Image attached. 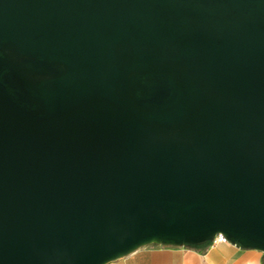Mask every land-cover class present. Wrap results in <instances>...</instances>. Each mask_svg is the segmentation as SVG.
Instances as JSON below:
<instances>
[{"label":"water","instance_id":"1","mask_svg":"<svg viewBox=\"0 0 264 264\" xmlns=\"http://www.w3.org/2000/svg\"><path fill=\"white\" fill-rule=\"evenodd\" d=\"M218 233L264 251V0H0V264Z\"/></svg>","mask_w":264,"mask_h":264},{"label":"crops","instance_id":"2","mask_svg":"<svg viewBox=\"0 0 264 264\" xmlns=\"http://www.w3.org/2000/svg\"><path fill=\"white\" fill-rule=\"evenodd\" d=\"M106 264H264V251L230 241L213 245L149 244Z\"/></svg>","mask_w":264,"mask_h":264},{"label":"built area","instance_id":"3","mask_svg":"<svg viewBox=\"0 0 264 264\" xmlns=\"http://www.w3.org/2000/svg\"><path fill=\"white\" fill-rule=\"evenodd\" d=\"M213 245H217L220 243H229L230 241L228 240V238L222 234V233H218L217 235L214 236V238L211 240Z\"/></svg>","mask_w":264,"mask_h":264},{"label":"flooded vegetation","instance_id":"4","mask_svg":"<svg viewBox=\"0 0 264 264\" xmlns=\"http://www.w3.org/2000/svg\"><path fill=\"white\" fill-rule=\"evenodd\" d=\"M39 22H40V21H39ZM37 30H39V28H35V30H34V31H37ZM35 34H37V35H38V32H36V33H34V34H33V33H31V35H35ZM41 36H42V35H40V36L38 35V37H37V38H39V39H40V38H41Z\"/></svg>","mask_w":264,"mask_h":264}]
</instances>
